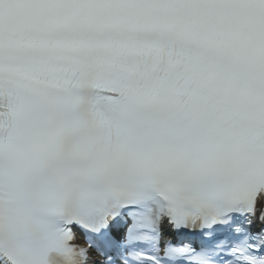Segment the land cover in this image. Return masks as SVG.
Wrapping results in <instances>:
<instances>
[{
    "label": "snow or ice",
    "instance_id": "snow-or-ice-1",
    "mask_svg": "<svg viewBox=\"0 0 264 264\" xmlns=\"http://www.w3.org/2000/svg\"><path fill=\"white\" fill-rule=\"evenodd\" d=\"M0 264H264V0H0Z\"/></svg>",
    "mask_w": 264,
    "mask_h": 264
}]
</instances>
